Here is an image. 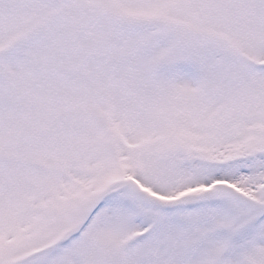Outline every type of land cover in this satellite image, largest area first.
<instances>
[{"label":"snow or ice","instance_id":"1","mask_svg":"<svg viewBox=\"0 0 264 264\" xmlns=\"http://www.w3.org/2000/svg\"><path fill=\"white\" fill-rule=\"evenodd\" d=\"M0 264H264V0H0Z\"/></svg>","mask_w":264,"mask_h":264}]
</instances>
